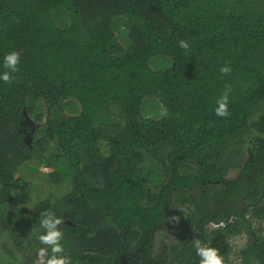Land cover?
Wrapping results in <instances>:
<instances>
[{"label":"trees","instance_id":"1","mask_svg":"<svg viewBox=\"0 0 264 264\" xmlns=\"http://www.w3.org/2000/svg\"><path fill=\"white\" fill-rule=\"evenodd\" d=\"M11 51L18 71L0 80L6 254L51 255L39 216L54 212L70 264H199L197 239L225 264H264V0H0V72ZM37 160L57 190L33 189L41 201L26 205L18 175Z\"/></svg>","mask_w":264,"mask_h":264},{"label":"clouds","instance_id":"2","mask_svg":"<svg viewBox=\"0 0 264 264\" xmlns=\"http://www.w3.org/2000/svg\"><path fill=\"white\" fill-rule=\"evenodd\" d=\"M180 47L187 49L189 44L181 40L179 42ZM20 63V55L16 51H11L3 57V68L7 71L0 72V80L4 82H11L14 77L12 73L18 71V64ZM221 71L227 73L229 68L223 67ZM228 95L227 93L220 96L217 100V107L215 112L218 116L228 115ZM30 134L28 133L27 136ZM30 138H27L29 140ZM62 223L60 217L56 216L54 212H41L39 216L40 227L44 229V232L38 235V240L42 245L50 246L51 255L48 254V248L41 247L37 253L39 258V264H70V257L65 255H57L63 253V245L60 241L63 238L62 231L58 228V225ZM211 228V227H210ZM196 254L200 258L199 264H225L224 257L219 253L216 248L202 243L199 239L195 241Z\"/></svg>","mask_w":264,"mask_h":264},{"label":"rangeland","instance_id":"3","mask_svg":"<svg viewBox=\"0 0 264 264\" xmlns=\"http://www.w3.org/2000/svg\"><path fill=\"white\" fill-rule=\"evenodd\" d=\"M39 105L42 107L41 111L44 113V115H47V108L44 105L43 99H40ZM74 107L75 108L73 110H71L72 108L70 109L69 106L63 107L62 113L64 115L65 114H72V115L79 114V106L75 105ZM33 122H35L34 119H33ZM44 122H45V119L43 123ZM33 136L34 138L28 140L29 142L35 140V137H36L35 132ZM27 138H30L29 135L27 136ZM30 165L34 167H38V170H35L33 172V169H29V170L24 171L27 173H24L23 176L19 174L18 177H20V180L22 181H20L19 184L17 185L18 190H16V192H17V198L24 204L26 205L35 204L36 205L37 203L41 201V198L37 197V193L33 192L34 191L33 189H37V188L41 189L40 192H42V195L46 196L50 192H55L57 190V186L52 183V179L49 178L48 176V173L53 171L52 168L48 167V165L38 160L37 162L36 161L30 162ZM238 173L239 171L238 172L231 171V173L229 174V177H235L238 175ZM67 188H69V185H66L64 189L60 190V195L65 194L66 192L65 189ZM188 211H190V206H184V205L180 206L179 218L181 221L187 220ZM168 237H169V234H168ZM8 239H9L8 234H3L0 236V264H30L31 261L29 262V259L20 253L17 254L18 258L14 259V258H11L8 254H6L3 251L2 246L8 242ZM159 242H160V239H159Z\"/></svg>","mask_w":264,"mask_h":264},{"label":"built area","instance_id":"4","mask_svg":"<svg viewBox=\"0 0 264 264\" xmlns=\"http://www.w3.org/2000/svg\"><path fill=\"white\" fill-rule=\"evenodd\" d=\"M224 226H225L224 222H220L219 224H217V223H211L210 224L211 228H219V227H224Z\"/></svg>","mask_w":264,"mask_h":264}]
</instances>
